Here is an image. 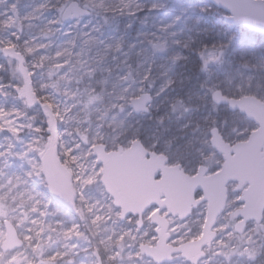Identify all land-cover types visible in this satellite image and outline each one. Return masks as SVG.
I'll return each instance as SVG.
<instances>
[{
	"label": "rangeland",
	"instance_id": "1",
	"mask_svg": "<svg viewBox=\"0 0 264 264\" xmlns=\"http://www.w3.org/2000/svg\"><path fill=\"white\" fill-rule=\"evenodd\" d=\"M72 2L91 14L65 24L62 15ZM126 3L129 0H0V152L8 157H0V171L20 165L31 151L39 153V163H33L43 172L41 158L52 143L71 173L72 186L82 188L77 192L73 186L75 213L63 205L51 214L40 212L38 206L32 208L33 213L48 218L46 223L35 219L41 226L35 229L39 242L32 245L34 251L43 254L46 247L52 249L51 255H42L41 264H99V259L102 264H156L140 252L142 245L155 246L158 241L156 226L150 221L155 209L144 215L142 227L137 217L121 220L120 209L101 182L102 167L93 155L94 146L117 151L139 141L146 150L166 156L169 166H181L191 176L200 168L201 153L211 150L214 162L206 168L213 174L223 160L212 146V131L218 130L226 142L236 144L247 141L257 128L245 115L216 104L212 95L220 91L228 98L254 97L264 102V36L235 27L225 20L227 13L206 0H136L141 7L156 4L153 11H130ZM189 35L195 37V44L187 40ZM73 37L76 41L70 45ZM173 40L188 44L187 58L175 66L170 58ZM117 43L123 44L121 52L114 51ZM5 48L23 55V72L17 60L2 53ZM138 59L145 66L155 61L160 75L157 88L168 77L175 81L160 101L167 97L192 111L163 126L142 121L136 136L91 144L88 161L73 177L65 157L76 160V148H64L57 122L75 112L74 105L82 98L98 102L91 88L98 90L99 71L110 66L120 72L126 69L125 61L136 67ZM202 60L206 72L201 71ZM167 108L168 103H163L156 115ZM45 114L47 142L41 147L37 136L41 129L36 124ZM12 152L18 154L15 159L9 156ZM235 188L234 183L228 186L227 207L214 229L216 239L198 264H264V219L259 225L249 223L243 234L236 232L239 219L234 214L243 204L238 203L241 194ZM206 213L207 204H202L187 220L169 217L170 243L178 246L199 239ZM5 215L0 208V217ZM4 221L0 222V250L6 239ZM45 232L52 235L45 238ZM24 239L31 242L33 236ZM53 244L59 245L57 252ZM25 257L17 255L12 260L24 264ZM169 264L190 263L177 255Z\"/></svg>",
	"mask_w": 264,
	"mask_h": 264
},
{
	"label": "water",
	"instance_id": "2",
	"mask_svg": "<svg viewBox=\"0 0 264 264\" xmlns=\"http://www.w3.org/2000/svg\"><path fill=\"white\" fill-rule=\"evenodd\" d=\"M206 1L227 13L225 20L235 27L264 36V0ZM90 14L77 2H72L65 9L62 21L70 24ZM2 53L17 60L23 72L22 54L12 48L3 49ZM212 96L216 104L227 105L257 126L247 141L236 144L226 142L218 130L212 131V146L223 160L220 170L213 174H209L208 168L200 167L196 175H188L181 166H169L166 156L146 150L139 141L133 142L128 149L120 147L110 152L102 145L93 147V155L102 166L101 182L113 198L115 207L120 209L121 220L137 217L138 226L142 227L144 215L155 209L151 223L156 226L158 241L155 246L142 245L140 252L156 264L172 263L177 255L190 264H198L205 257V249L216 239L214 229L226 210L231 183L236 184L235 192L241 194L238 203L243 204L234 214L239 219L236 232L243 234L249 223L259 225L263 222L264 102L254 97L228 98L220 91ZM41 163L50 190L67 202L62 204L67 211L75 213L71 173L52 143L48 144ZM202 204H207L202 236L195 241L172 245L168 218L187 220ZM4 225L6 239L2 249L16 248L21 243L16 228L9 220L4 221ZM99 264H102L100 259Z\"/></svg>",
	"mask_w": 264,
	"mask_h": 264
},
{
	"label": "clouds",
	"instance_id": "3",
	"mask_svg": "<svg viewBox=\"0 0 264 264\" xmlns=\"http://www.w3.org/2000/svg\"><path fill=\"white\" fill-rule=\"evenodd\" d=\"M124 7L130 11L136 9L153 11L157 8V5L144 3L141 7L140 4L136 3V0H129V3H126ZM168 27H171V25ZM187 40L191 44L196 43L194 36L189 35ZM75 41L76 37H73L69 44L74 45ZM172 45L170 58L172 65L175 66L182 59L187 58L184 49L188 47V44L183 43L181 40H173ZM130 47H134V45ZM122 48L123 44L117 43L114 46V51L121 52ZM197 55H199V52H197ZM131 59V56H129L128 60ZM125 64L126 69L120 72L115 71L110 66L99 71L96 80L98 90L97 87L91 88L98 102L93 104L87 98H82L74 105L75 112L67 115L65 120L57 122L64 148H76L74 152L77 157L76 160L73 161L65 157L69 160L73 177L80 174L79 169L88 161L87 153L91 144L96 142L110 143L129 135L136 136L141 132L142 121L146 120L157 126H163L166 121H171L173 117L179 119L180 116L192 111L180 102L168 100L167 97L163 101L159 100L161 95L175 81L168 77L157 88L156 85L160 75L156 71L155 61L148 63L147 66H145L143 59L135 61L136 67H133L127 61H125ZM204 65L205 62L202 60V72L208 71ZM41 74L43 75V72ZM41 89L47 91L43 85H41ZM165 102L168 103L167 110L160 115H156ZM177 113H180V115H177ZM46 120L47 116L45 114L43 121L36 124V127L41 129V132L37 133V136L40 137L41 147L47 142ZM65 136L68 139H64ZM63 150L62 148L61 154H63ZM17 155L14 152L9 153V156L13 159ZM214 155L211 150L206 154L201 153L197 167H210L214 162ZM0 157L8 159L5 152H0ZM38 157V152L32 153L29 151L28 156L21 159L20 165L8 167L6 171H0V208L6 213L5 216L0 217V222L11 220L21 241L16 248L0 250V264H14L12 257L17 255L26 256L34 264H41L42 255L47 256L52 253V249L47 247L43 254L34 251L32 245L39 241L35 236V229L38 226L34 225L32 221L41 219L46 223L48 218L42 217L40 212L51 214L67 202L50 190L45 174L33 163V161L36 164L39 163ZM73 186L77 192L82 190L78 184L74 183ZM54 203L55 207H53ZM37 206L40 212L33 213L32 208ZM29 229H32L31 233H29ZM29 234L33 236L31 242L24 239ZM44 235L47 238L52 233L45 232Z\"/></svg>",
	"mask_w": 264,
	"mask_h": 264
},
{
	"label": "bare ground",
	"instance_id": "4",
	"mask_svg": "<svg viewBox=\"0 0 264 264\" xmlns=\"http://www.w3.org/2000/svg\"><path fill=\"white\" fill-rule=\"evenodd\" d=\"M32 223H33L34 225H37V226H38V227H36V229L39 228V227L41 226V222H39V220H35V219H34V220L32 221ZM48 227H49V226H48ZM29 230H31V229H29ZM53 245H54V244H53ZM54 246H55V248H56V249H54V251L57 252V251L59 250L60 247H59V245H57V246L54 245ZM23 263H24V264H32V260H31V259H28L27 257H25V258L23 259Z\"/></svg>",
	"mask_w": 264,
	"mask_h": 264
}]
</instances>
